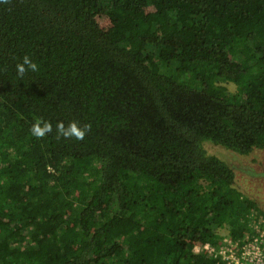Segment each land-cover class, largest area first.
Returning a JSON list of instances; mask_svg holds the SVG:
<instances>
[{"label":"trees","instance_id":"16d2710c","mask_svg":"<svg viewBox=\"0 0 264 264\" xmlns=\"http://www.w3.org/2000/svg\"><path fill=\"white\" fill-rule=\"evenodd\" d=\"M210 144L264 148V0H0V264H227L264 208Z\"/></svg>","mask_w":264,"mask_h":264},{"label":"rangeland","instance_id":"374dc122","mask_svg":"<svg viewBox=\"0 0 264 264\" xmlns=\"http://www.w3.org/2000/svg\"><path fill=\"white\" fill-rule=\"evenodd\" d=\"M234 90L231 84H227ZM211 153H215L229 162L236 175V183L245 194L255 198L264 208V148H255L249 154H238L222 145H208ZM220 234L226 236V230L221 229Z\"/></svg>","mask_w":264,"mask_h":264},{"label":"built area","instance_id":"2783aa9c","mask_svg":"<svg viewBox=\"0 0 264 264\" xmlns=\"http://www.w3.org/2000/svg\"><path fill=\"white\" fill-rule=\"evenodd\" d=\"M252 236H246L245 242L239 244L224 236L218 245L206 243L203 246L227 264H264V217H256L249 223ZM195 251L200 249L196 246Z\"/></svg>","mask_w":264,"mask_h":264},{"label":"clouds","instance_id":"9594fccd","mask_svg":"<svg viewBox=\"0 0 264 264\" xmlns=\"http://www.w3.org/2000/svg\"><path fill=\"white\" fill-rule=\"evenodd\" d=\"M27 70H31L33 72L38 71V65L30 59L27 55L23 57L22 63H17L16 71L18 76H23ZM91 128L90 125H84L80 127L78 122H70L67 127L63 123V121H57L56 123V131L58 135H61L65 138L75 137L77 140H83L86 132ZM31 134L37 138H41L46 136V134L52 132V124L49 121H44L37 118L31 126Z\"/></svg>","mask_w":264,"mask_h":264}]
</instances>
